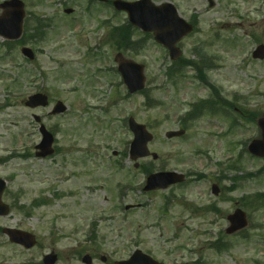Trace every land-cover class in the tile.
Listing matches in <instances>:
<instances>
[{"label": "rangeland", "instance_id": "1", "mask_svg": "<svg viewBox=\"0 0 264 264\" xmlns=\"http://www.w3.org/2000/svg\"><path fill=\"white\" fill-rule=\"evenodd\" d=\"M35 1L29 0L28 11L54 21L49 42H29L37 60L27 61L19 46H14L8 56L5 50L4 59L0 44V159H5L0 176L8 182L4 201L11 206V215L0 219V227L34 234L38 243L27 251L0 234V264H38L52 251L59 256L58 264H83L81 258L86 253L92 255L94 264H103L101 256L107 257L105 264H114L128 259L136 249L169 264H190L199 259L206 264H264V208L251 209L255 205L252 200L243 207L250 220L245 241L243 237L231 238L234 245L224 253L210 249L227 227V215L241 206L238 201L264 192V160L244 152L247 140L257 135L256 125L249 119L240 120V126L232 129L228 119L204 116L189 127L185 137L168 140L165 133L180 129L179 119L190 105L210 95L197 72L185 70L187 77L179 78L175 85L167 81L162 70L172 62L153 38L125 54L146 65L148 94L154 101L152 108H147L145 96L129 95L114 72L117 52L108 35L112 26L127 21L125 15L115 13L110 6L90 5L89 0ZM153 1L174 3L188 21L196 15L198 31L182 42L183 58L200 59L195 48H208L209 56L203 59L211 63L207 70L210 83L246 115L264 112V65L251 57L254 48L264 43V0H214L217 5L212 9L207 0ZM66 6L75 10L73 15L64 14ZM105 21L108 24L104 25ZM144 36L138 32L136 38ZM96 53L100 58L88 56ZM39 72L46 77L32 82ZM116 80L119 85H115ZM119 91L125 100L110 107L120 97ZM37 92L50 96L49 108L32 110L25 106L27 98ZM57 101L64 102L69 111L47 117ZM87 108L97 110L90 113ZM103 110L109 112L102 117L111 123L108 131L98 127L100 122L94 119ZM34 114L43 116L46 126L57 131L61 150L54 157H23L34 153L41 140L38 128L32 125ZM129 116L153 133L149 149L159 156L156 167L192 176L184 187L177 188L176 201H170L166 220L160 224L152 223L168 191L154 193L151 199L142 192L146 176L140 167L134 169V162L125 154L132 141L125 126ZM230 116L237 117L232 111ZM90 150L92 158L87 157ZM113 151L119 152L117 157ZM116 162L122 164L123 172L117 170ZM231 165L234 171L229 169ZM125 178L132 181L134 191L114 202L116 184H130ZM214 183L221 187L219 197L211 194ZM233 185L237 188L230 192ZM40 198L47 204L32 208ZM123 202L147 206L126 213L123 204L122 213H116ZM213 205L219 213H191L192 208ZM23 206L31 211L29 217ZM103 217L114 220L101 225L94 242L89 238L91 225Z\"/></svg>", "mask_w": 264, "mask_h": 264}, {"label": "water", "instance_id": "2", "mask_svg": "<svg viewBox=\"0 0 264 264\" xmlns=\"http://www.w3.org/2000/svg\"><path fill=\"white\" fill-rule=\"evenodd\" d=\"M117 8H122L129 12L131 21L141 27L143 30L149 32H154L156 34V39L167 46L172 54L175 56L179 55L178 51L175 49V42H177L182 36L186 35L190 31V27L187 26L183 21H181L177 15L174 8L165 6L162 8H154L149 4L148 0H144L139 4H126L121 2L115 3ZM17 8L14 9H18ZM21 9V5L19 7ZM173 33L175 38H169V34ZM27 53V52H26ZM123 62V61H122ZM123 75L126 82L135 81L139 84V87H143V67L136 66L134 64L122 63ZM139 88V89H140ZM41 104L44 105V99L38 97ZM133 129L138 135V140L136 144L139 146L141 152L146 153V143L150 140L151 137L144 132L143 127L132 125ZM261 126L264 130V121L261 123ZM261 144V147L259 146ZM256 154H264V139L262 142L255 144L254 149ZM160 181H156L153 184L158 185ZM7 213V210L5 209ZM5 213V214H6ZM6 233L12 239L19 244H22L26 248H31L35 244V240L32 236L23 234L21 232H16L13 230H6ZM47 264H54L55 259L53 257H47L45 260ZM124 264H155L149 258L136 256L129 263Z\"/></svg>", "mask_w": 264, "mask_h": 264}, {"label": "flooded vegetation", "instance_id": "3", "mask_svg": "<svg viewBox=\"0 0 264 264\" xmlns=\"http://www.w3.org/2000/svg\"><path fill=\"white\" fill-rule=\"evenodd\" d=\"M5 12V11H4ZM4 43H5V41H4Z\"/></svg>", "mask_w": 264, "mask_h": 264}]
</instances>
